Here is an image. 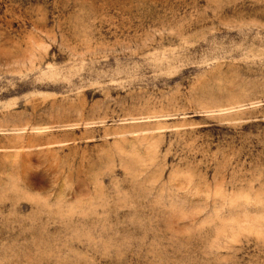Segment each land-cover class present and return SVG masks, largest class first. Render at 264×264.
Listing matches in <instances>:
<instances>
[{
    "label": "rangeland",
    "instance_id": "rangeland-1",
    "mask_svg": "<svg viewBox=\"0 0 264 264\" xmlns=\"http://www.w3.org/2000/svg\"><path fill=\"white\" fill-rule=\"evenodd\" d=\"M0 264H264V0H0Z\"/></svg>",
    "mask_w": 264,
    "mask_h": 264
}]
</instances>
